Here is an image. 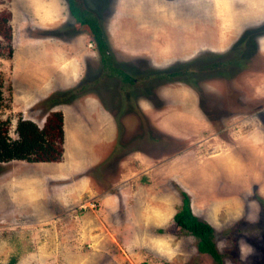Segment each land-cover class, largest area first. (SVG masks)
<instances>
[{
	"label": "rangeland",
	"instance_id": "rangeland-1",
	"mask_svg": "<svg viewBox=\"0 0 264 264\" xmlns=\"http://www.w3.org/2000/svg\"><path fill=\"white\" fill-rule=\"evenodd\" d=\"M83 2L107 58L133 81L105 66L96 41L74 53L89 31L76 28L68 0H0L13 34L10 46L0 33V118H11V136L19 116L43 126L55 95L80 89L59 104L87 111L67 115L61 160L0 163V264H216L174 225L183 191L214 226L225 264H264V0ZM67 56H81L75 80L58 69ZM61 78L69 88L57 87ZM90 96L118 129L99 158L89 155L93 136L111 116L90 108ZM101 194L117 197L112 221L105 201L101 217L93 211ZM125 207L160 225L129 224Z\"/></svg>",
	"mask_w": 264,
	"mask_h": 264
},
{
	"label": "trees",
	"instance_id": "trees-1",
	"mask_svg": "<svg viewBox=\"0 0 264 264\" xmlns=\"http://www.w3.org/2000/svg\"><path fill=\"white\" fill-rule=\"evenodd\" d=\"M69 9L76 17L77 29L89 31L91 39L97 44L98 51L103 54L106 67L112 69L114 74L121 76L123 81H133L132 76L123 68L111 63V58H107L109 44L105 33L100 25L99 18L90 11L83 0H68ZM0 33L8 40L9 45L12 40V26L10 15L0 17ZM12 49V48H11ZM190 72L186 70H175L168 72L169 76L182 75ZM80 93V89L56 95L51 99L50 105L71 101ZM2 84H0V103L4 102ZM11 118H0V163L9 162L14 159L25 160L28 162H53L61 160L64 154V114L61 110H53L46 119L43 126H39L32 119L19 116L15 131L17 137L13 138L10 134ZM182 203L173 217V222L180 230L192 234L198 238L197 247L202 253L210 254L216 264H225L224 254L219 250L215 240V228L208 221L196 215L192 209L191 197L186 192H182ZM165 264H171L166 262ZM198 264V263H191Z\"/></svg>",
	"mask_w": 264,
	"mask_h": 264
},
{
	"label": "crops",
	"instance_id": "crops-1",
	"mask_svg": "<svg viewBox=\"0 0 264 264\" xmlns=\"http://www.w3.org/2000/svg\"><path fill=\"white\" fill-rule=\"evenodd\" d=\"M91 42H94L92 39H91V36H90V33L88 34V37L87 36H85V43H84V47H78L76 50H75V54H86V52H90L91 51V49H88V48H91V47H93L92 46V44L91 45H89V43H91ZM76 44V43H75ZM74 44V45H75ZM74 48V47H73ZM39 49H34V50H31V52H33V51H38ZM84 50V52L82 53V51ZM32 54H34V52L32 53ZM28 56L30 55V53H28L27 54ZM74 60H77V63L75 64V66H74V68L72 69V61H74ZM74 60H71V58H70V56H67L66 58L64 57L63 58V60L62 61H58L57 63L59 64V70L61 71V72H63V73H65V76H67L69 73L72 75V80H75V78L77 79L78 77H76L77 76V74H76V72H79L78 71V69L79 68H81L82 66H79L80 65V62H82V60H81V56L80 57H77V58H75ZM56 63V62H55ZM54 63V64H55ZM77 66H79V67H77ZM69 82H72V81H70L69 80ZM56 85H58L57 87L58 88H60V89H67V88H69L68 86H70L69 85V83L67 84V85H64V82H63V79L61 78L60 80H57V82H56ZM90 97H92V99L88 102V105H89V107L90 108H92V109H95V111L97 110L98 111V113L100 114V115H104L105 113H107L108 111H105V109L102 107V103L100 102V100H99V98L98 97H96V96H90ZM83 102H85V101H83ZM80 104V107H73L72 105H68V104H62V106H61V104H59V105H57V106H54V108H55V110H61L62 112H64L63 114H64V129H65V138H66V123H67V118H68V114L69 113H71V114H74V113H72V112H75V116H74V118L73 119H75V121L77 120L78 121V119H79V117H80V119H83V113H85V112H87L86 110H84L85 109V107L83 108V106H81V103H79ZM60 107V109H57V108H59ZM69 107L68 108V112H66L64 109H63V107ZM71 106V107H70ZM88 107V108H89ZM90 108H89V111H90ZM72 111V112H71ZM108 114L111 116L110 117V119L108 120V122H106V123H104L105 125H103L102 127H103V129H101L99 132H98V134H96L95 136H93L95 139H97V140H93L94 142L93 143H95L94 145H95V147H94V150H90L89 151V155H91V156H94V157H98L99 158V155H100V153L102 152V150L103 151H105V150H109V151H112L114 148V145H113V143L116 141H118V139H117V137H116V134H117V131H118V129H117V126H116V121L112 118V115L108 112ZM76 117H78V118H76ZM112 119V120H111ZM80 121H82V120H80ZM80 125H82V127H84L83 126V122H81L80 123ZM117 136H118V134H117ZM89 138H92V135L89 137ZM117 139V140H116ZM106 148V149H105ZM89 159H90V157H89ZM95 161V160H94ZM89 162H91V161H89ZM137 162H138V164H142V165H145L144 163H146L147 161L146 160H144V159H142V158H137ZM30 163H32V162H30ZM34 163V162H33ZM93 164H95L94 162H93ZM92 164V165H93ZM91 165V166H92ZM122 176L123 177H129V172L128 171H126V172H123L122 173ZM131 177V176H130ZM148 181H150V180H148ZM145 184H146V182L145 183H143L142 185H144L143 187H141V190L142 191H145V189H147L146 188V186H145ZM109 192H110V196H111V194H112V192L109 190ZM166 193V192H165ZM128 190H127V188H125V189H123L120 193H119V195L120 196H118V201L119 202H122V203H124V204H128L129 203V200H128ZM114 195V197H113V199H109V200H107L106 198L105 199H103L102 198V194H101V196H99V198H98V201H97V199H96V197L97 196H95L94 197V201L95 202H99V204H100V206L98 205V209L95 211V209L93 210L94 211V213L95 214H99V216L101 217V212H103L102 210H101V207H102V204H101V202L102 201H105L106 202V205H105V207H107L108 209H109V215H107L106 213H104V217L106 218V219H108V220H110V218H111V221H112V217H113V214H114V212H115V209L114 208H112L113 206H111L110 204L111 203H114V204H116V202H117V197H116V195L115 194H113ZM112 195V196H113ZM106 197V196H105ZM90 209H93L92 207H90L89 205H87ZM125 209H126V211H127V213H126V216H125V214H124V212H123V214H120L121 215V218H124V220H127L128 222H129V224H131V225H134V224H138V225H142L143 223V219L144 220H152V221H150L151 223H153V225L154 226H157V225H160L159 224V221H157L155 218H151V219H148V215H146V214H144V213H141L140 211H138L137 209H136V212H133L132 213V210H130V209H128L127 207H125ZM124 210V209H123ZM175 214V213H174ZM104 217H102L100 220H101V222H103L104 221ZM125 217H127V218H125ZM173 217H174V215H173ZM172 217V218H173ZM138 219V222H135V221H133V220H135V219ZM171 218V219H172ZM173 220V219H172ZM98 234V233H97Z\"/></svg>",
	"mask_w": 264,
	"mask_h": 264
}]
</instances>
